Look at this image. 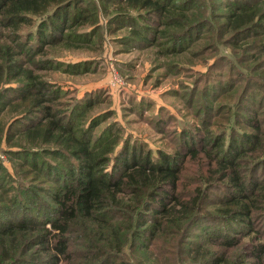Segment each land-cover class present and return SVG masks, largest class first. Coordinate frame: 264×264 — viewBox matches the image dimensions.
Here are the masks:
<instances>
[{
    "label": "rangeland",
    "instance_id": "obj_1",
    "mask_svg": "<svg viewBox=\"0 0 264 264\" xmlns=\"http://www.w3.org/2000/svg\"><path fill=\"white\" fill-rule=\"evenodd\" d=\"M162 2H168L171 8L165 16L168 20L161 27H158L157 16L139 10L131 12L141 18L138 19L142 23L145 22L143 16L153 29L163 30V37H158L154 46L135 49L124 44L122 39L133 29V25L126 24L123 28H117V23L109 25V19L118 13L114 9L117 5L108 3L102 7L103 0H76L70 12L75 7H90L93 4L99 8L103 28L95 37L83 35L89 27L80 29L78 23L74 30H82L79 35L83 36L79 40L73 37L74 47L47 45V32L36 33L32 40L25 38L26 32H32L36 19L30 27L18 25L17 29L21 30L17 34L13 33L15 28L0 25V58L6 49H14V53L24 49L25 56L18 58L24 70H32L54 86L52 90H60L64 94L58 100L60 106L57 104L53 108L58 115L62 111L67 112L77 97L92 98L91 107H75L76 111L66 116H70L75 124L73 131L78 138H83V132L92 129V120L96 117L94 122L98 124L91 131L92 146H96L98 140L100 142L105 131H109L111 138L118 136L119 144L111 158L129 145L141 149L142 157L150 156L156 161L160 152H187L181 147L182 140L178 139L180 135L176 132L189 131L199 141L204 137V131L215 136L233 131L236 139L241 141L237 146L240 149L237 159L240 178L248 187L246 195L251 199L255 197L250 195L254 184L264 185V0ZM242 4H247L250 9L247 15H242L243 19L254 18L255 23L249 31L232 35L227 17L231 13L230 8ZM251 14L254 15L249 16ZM1 20L4 18L0 17ZM175 38L182 41L173 48L171 41ZM37 44L40 45L38 49L41 48L40 55L35 49ZM172 49H176L175 52ZM47 60L52 61L46 63ZM83 63L89 66L87 72L79 71L78 66ZM115 77L120 81L117 82ZM25 80H28L26 74L21 83L5 88H17ZM5 94L7 101L2 104L7 105L0 104V231L24 220L30 230L36 231L24 234L29 239L32 236L35 241L39 237L34 236L43 230L40 223L57 215L60 206L54 198L62 196L65 189L72 185L65 172L69 162L74 165L75 161L65 160V157L60 158V154L53 153V150L63 152L66 148L61 137L57 139L61 143H46L42 137H29L22 131L26 130L28 121L35 118L31 114L26 122L18 123V120L27 118L28 112L36 110L31 104L34 98H28L27 92L9 91ZM141 98L146 103H153L155 109L150 112V106L143 108L132 103L134 99ZM160 107L166 108L170 114L160 113L156 109ZM46 125L47 122L43 121L42 126ZM59 133L57 131L56 136ZM245 135L258 138L247 142L243 140ZM111 138H103L100 147ZM15 151L17 154L13 153ZM63 155L66 153L63 152ZM210 164L202 152L194 162L187 159L180 172L178 190L181 194L196 189L201 181L206 182L203 183V191L208 185L209 197L202 201V215L197 222L183 221L178 228L168 223L156 226L158 217L148 212L147 226L134 237H131L135 234L132 223L127 221L123 225L119 232L121 242L125 243V246L122 245L123 260L127 264H193L191 251L198 246L227 254L239 263H251L250 237L256 230L264 234L263 199L253 203L254 227L250 231L245 224L224 221L222 213L226 206L222 205V201L232 189L220 181L222 173H216L215 163ZM113 212L112 217L120 223V213ZM69 238L74 260L61 264H83L86 261L80 259L76 251L85 254L83 250L89 239L81 229L75 230ZM227 238L242 240V243L234 248L223 247L220 243ZM206 240L212 244L208 246ZM30 254L45 259L38 247L31 249ZM45 262L41 261V264ZM18 263L22 264H15Z\"/></svg>",
    "mask_w": 264,
    "mask_h": 264
},
{
    "label": "trees",
    "instance_id": "obj_2",
    "mask_svg": "<svg viewBox=\"0 0 264 264\" xmlns=\"http://www.w3.org/2000/svg\"><path fill=\"white\" fill-rule=\"evenodd\" d=\"M75 1L0 0V17L4 18L3 21H0V25L5 28H15L13 33L17 34L21 30L17 29L18 25L30 27L33 20L36 19L37 22L32 27V32H26L25 38L32 40L36 33L47 32V45L61 44L74 47V39L79 40L83 35L95 37L99 29L103 28L99 17V8L95 4L90 7H75L70 12ZM108 3L117 5L114 9L118 12L109 19L110 26L115 23L118 24L115 25L117 28H123L126 24L133 25V29L129 30V33L122 39L125 45L135 47V49L148 48L149 45L154 46L158 43V37H163V30L153 29L147 23V18L143 16L145 22L142 23L139 20L141 18L134 16L131 12L139 10L150 16L155 15L158 17V27H161L162 23L168 20L165 19V16L170 13L169 8L171 7L168 2H162V0H103L102 7H106ZM230 11L231 13L227 17V26L232 29V35L237 32L249 31L255 23L254 18L244 20L242 17L250 11L247 4L230 8ZM78 23H80V29L89 27V30L83 32V35H79L82 30H74ZM57 36L58 38H56ZM38 40L40 42L39 38ZM181 41V38L172 40L173 48H176V45H179ZM39 46L37 44L35 47L37 55L42 53L41 48L38 49ZM68 46L67 48H69ZM174 50L176 49H172V51ZM13 51L15 50L6 49L0 58V104L7 101L5 92H27L28 98L35 99L31 104L36 110L28 112L27 118L18 120V123L26 122L31 116L35 118L38 116V118L28 121V126L24 128L26 130L22 131L29 137L40 136L46 143H61L57 140L61 137L62 143L66 147L63 148L66 155L64 156L63 152L58 150H53V153L60 154V158L65 157V160L67 158L71 161L74 160L76 164L74 162L73 165V162H69L70 165L65 175L70 177V182L73 183L65 189L62 196L57 195L54 198L60 208L57 210V215L40 223L43 228L42 233L34 236H38V239L34 241L32 236L29 239L24 234L36 232L34 229L30 230L24 220L0 231V264H11L12 262V264L16 262L41 264V261H46L45 264H61L74 260L72 257L74 252L70 250L69 237L77 229H81L90 240L83 250L85 254L82 255L76 251L80 259L86 261L83 264H127L123 260L124 248L122 245L125 246V243L121 242L122 238L119 232L127 221H130L132 227L135 228V234H132L131 237L147 226L148 212H151L154 217H158L156 226L168 223L170 226L178 228L183 221L191 224L198 221L202 215V201H206L209 197L208 185L203 191L202 186L206 182L201 181L197 184L196 189L186 192V194H181L178 188L180 187V172L184 163L187 159L189 162L190 160L194 162L202 152L210 160L211 166L215 163L216 173H222L220 181L232 189L227 198L222 201V205L226 206L225 212L222 213L223 220L245 224L249 231L254 227L253 203L258 199H263L264 206V185L254 184L255 188L250 195L255 197L248 199L249 195H246L248 187L240 178L241 173L237 163L240 156V149L237 146L241 141L237 140L233 131L222 132L219 136L204 131L202 132L204 137L199 141L189 131L176 132L180 135L178 139L182 140L181 147L187 152L178 151L174 154L160 152L156 161H153L150 156L142 157L141 149L136 146L129 147V145H125L120 153L111 158L119 144L118 136L111 138L109 131H105L100 142L103 138L108 140L111 138V141L106 140L108 142L103 143V147H100L101 143H98V140L96 146H92L91 131L98 124V122H94L96 117L92 120V129L83 132V138H78L73 131L75 124L70 120V116L68 118L66 116L67 113L75 112V107L88 109L93 105V99L88 100V96L81 99L77 97L72 107L67 112H60V118H58L59 115L53 108L57 106L58 100L64 95L62 91L52 90L54 86L35 75L32 70H24L18 62L19 57L25 56L24 49L15 53ZM51 61L47 60L46 63ZM78 67L82 72L89 70L87 63L79 64ZM25 74L28 76V80H25V82L28 81L27 84L24 82L26 85L5 88L13 83H21ZM132 103L143 108L150 106V112L155 109L153 103H146L142 98L134 99ZM44 104L47 106H43ZM4 105L7 103L2 104V106ZM58 105L60 106V104ZM156 109L160 110V113H169L164 107ZM140 112L142 113V110ZM160 120L161 118L158 121ZM43 121L47 122L46 126H42ZM57 131L60 133L56 136ZM244 138V141L253 142L258 137L245 135ZM209 147L210 149L207 150ZM201 150L203 151L201 152ZM197 173H199L198 170ZM245 199L248 200L243 201ZM114 210L118 211L122 217L120 223L112 217ZM262 215H264V211ZM46 220L48 222H45ZM21 232L23 233L20 235ZM255 234L253 237L247 235L251 238L248 245L251 248L249 252L251 263L248 264H264V234L259 230H256ZM153 235L155 237V234ZM206 242L208 246L212 244L210 240H206ZM241 243L242 240L234 241L227 238L223 239L220 244L224 245L223 247L234 248ZM35 247L41 249L45 259L42 256L32 257L36 255H31L30 251ZM90 252L93 254L89 255ZM191 260L193 264H245L237 262L227 254L218 253L204 246H198L191 251Z\"/></svg>",
    "mask_w": 264,
    "mask_h": 264
},
{
    "label": "built area",
    "instance_id": "obj_3",
    "mask_svg": "<svg viewBox=\"0 0 264 264\" xmlns=\"http://www.w3.org/2000/svg\"><path fill=\"white\" fill-rule=\"evenodd\" d=\"M115 80L117 81V82H119L120 80H118V78L117 77H115Z\"/></svg>",
    "mask_w": 264,
    "mask_h": 264
}]
</instances>
